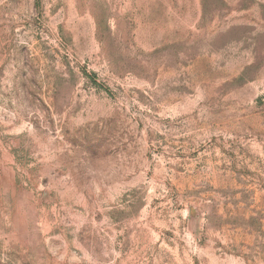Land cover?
<instances>
[{
  "label": "rangeland",
  "instance_id": "374dc122",
  "mask_svg": "<svg viewBox=\"0 0 264 264\" xmlns=\"http://www.w3.org/2000/svg\"><path fill=\"white\" fill-rule=\"evenodd\" d=\"M0 264H264V0H0Z\"/></svg>",
  "mask_w": 264,
  "mask_h": 264
}]
</instances>
